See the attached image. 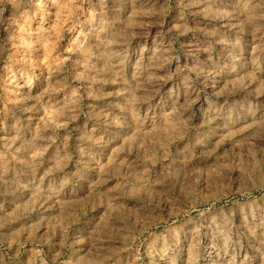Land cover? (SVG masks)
<instances>
[{
    "label": "rangeland",
    "instance_id": "374dc122",
    "mask_svg": "<svg viewBox=\"0 0 264 264\" xmlns=\"http://www.w3.org/2000/svg\"><path fill=\"white\" fill-rule=\"evenodd\" d=\"M0 264H264V0H0Z\"/></svg>",
    "mask_w": 264,
    "mask_h": 264
}]
</instances>
